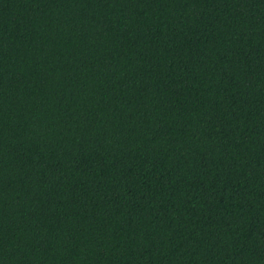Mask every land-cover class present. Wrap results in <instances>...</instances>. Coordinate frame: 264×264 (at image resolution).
<instances>
[{"label": "trees", "instance_id": "1", "mask_svg": "<svg viewBox=\"0 0 264 264\" xmlns=\"http://www.w3.org/2000/svg\"><path fill=\"white\" fill-rule=\"evenodd\" d=\"M0 264H264V0H0Z\"/></svg>", "mask_w": 264, "mask_h": 264}]
</instances>
